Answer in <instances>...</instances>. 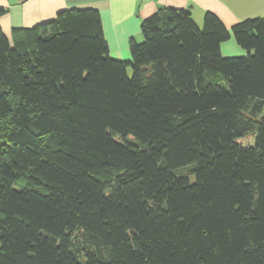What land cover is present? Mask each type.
<instances>
[{
  "label": "trees",
  "instance_id": "trees-1",
  "mask_svg": "<svg viewBox=\"0 0 264 264\" xmlns=\"http://www.w3.org/2000/svg\"><path fill=\"white\" fill-rule=\"evenodd\" d=\"M141 30L120 61L96 9L0 29V264H264V18Z\"/></svg>",
  "mask_w": 264,
  "mask_h": 264
},
{
  "label": "crops",
  "instance_id": "crops-1",
  "mask_svg": "<svg viewBox=\"0 0 264 264\" xmlns=\"http://www.w3.org/2000/svg\"><path fill=\"white\" fill-rule=\"evenodd\" d=\"M69 9L101 13L110 57L120 61L130 60V40L140 42L142 23L161 9L189 10L199 26L211 12L229 30L245 20L264 18V0H0V29L11 39L13 29L52 21ZM221 52L225 57L243 55L233 39L221 45Z\"/></svg>",
  "mask_w": 264,
  "mask_h": 264
},
{
  "label": "rangeland",
  "instance_id": "rangeland-1",
  "mask_svg": "<svg viewBox=\"0 0 264 264\" xmlns=\"http://www.w3.org/2000/svg\"><path fill=\"white\" fill-rule=\"evenodd\" d=\"M143 39H144V37H142V39H141L140 42H142ZM231 39H233V43L236 45V47H237L238 49H240L241 52H243V53H242L243 55H232V56H227V57H240V56H246V55L248 54L247 51L244 50L243 48H241L240 46H238V45L236 44L235 39H234L233 36H232ZM140 42H139V43H140ZM131 73H132V71H131V69L129 68V74L131 75ZM241 141L244 142L245 144H248V143H252L253 139H252V137H247V138H245V139H242ZM189 176H190V178H191V181L194 182V181H195V176H194V174H190Z\"/></svg>",
  "mask_w": 264,
  "mask_h": 264
}]
</instances>
